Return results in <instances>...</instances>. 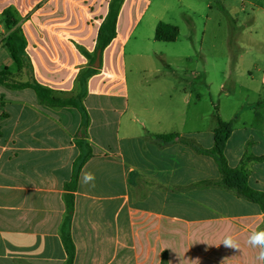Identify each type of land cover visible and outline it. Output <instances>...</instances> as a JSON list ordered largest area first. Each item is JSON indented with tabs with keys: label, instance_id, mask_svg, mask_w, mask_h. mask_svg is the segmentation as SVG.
Instances as JSON below:
<instances>
[{
	"label": "crops",
	"instance_id": "crops-1",
	"mask_svg": "<svg viewBox=\"0 0 264 264\" xmlns=\"http://www.w3.org/2000/svg\"><path fill=\"white\" fill-rule=\"evenodd\" d=\"M111 2L0 0V73L9 72L0 82V264H66L64 184L82 154L79 141L90 145L93 157L74 193L73 264H162L164 255L167 264H260L259 249L247 244L252 231L264 228L260 206L234 190L201 185L222 181L216 159L198 151L213 148L218 120L202 128L199 96L188 88L181 91V113L172 100L145 96L153 90L140 79L147 59L155 58L157 70L168 72V49L181 37L180 31L175 42H157L156 27L165 22L179 28L169 13L184 6L182 0H124L116 37L101 52L98 35ZM224 2L190 0L185 6L201 3L211 15L227 11ZM6 11L16 17L14 28L6 25ZM234 17L237 66L251 51L243 41L261 43L264 0H234ZM185 19L193 34V19ZM22 40L19 70L7 44ZM262 58L256 101L264 94ZM89 69L94 73L82 87L78 77ZM25 83L60 99L82 95L85 114L46 106L34 90L14 87ZM256 101L248 122L237 126L239 116L230 120L234 128L225 156L230 167L248 173L253 189L264 192V115L259 119ZM176 121L181 127L174 130ZM173 133L179 135L175 141L158 138ZM86 173L94 174L93 184L83 182ZM228 234L240 250L223 245Z\"/></svg>",
	"mask_w": 264,
	"mask_h": 264
},
{
	"label": "rangeland",
	"instance_id": "rangeland-1",
	"mask_svg": "<svg viewBox=\"0 0 264 264\" xmlns=\"http://www.w3.org/2000/svg\"><path fill=\"white\" fill-rule=\"evenodd\" d=\"M189 1L182 0L184 6L175 5L169 13L170 18L179 24L181 31L180 43L175 49H168L172 56L169 71L162 68L157 70L159 66L155 58L147 59L146 65L143 66L140 79L147 86L153 87V90H146L145 96L148 99L172 100L176 113H181L184 110L182 101L185 99L181 91L188 88L199 96L198 112L203 129L217 121L215 106L219 107L222 120L230 121L233 117L239 116L237 126H241L243 121L248 122L252 119L250 106L251 102L256 101V91L261 79V73L257 72V68L261 67L263 62L264 34L259 33L257 36L261 41L258 45L243 41L251 51L236 66L240 47L236 41L238 33H234V28L236 29L234 21L237 20L234 17V0H227L228 5L224 2L227 11L219 9L221 11L211 15L203 9L201 3L193 9L188 8L185 5ZM238 5L237 2L236 6ZM186 16L191 17L195 23L193 34L189 22L185 19ZM251 37L256 38V35L253 34L247 39ZM136 76V73L129 75L132 85ZM132 98H137L135 92ZM257 101L256 104L260 102L257 107L260 119L264 115V94ZM173 126L174 130H177L181 123L176 121ZM190 141L196 142L193 139L183 142L188 144Z\"/></svg>",
	"mask_w": 264,
	"mask_h": 264
},
{
	"label": "trees",
	"instance_id": "trees-1",
	"mask_svg": "<svg viewBox=\"0 0 264 264\" xmlns=\"http://www.w3.org/2000/svg\"><path fill=\"white\" fill-rule=\"evenodd\" d=\"M123 2L124 0H112L110 4L109 13L104 20L98 35L97 49L101 52H103L105 48L116 37L117 21ZM222 10L226 11L225 9ZM4 15L6 17L7 27L9 29L14 28L18 23L14 14L10 11H6ZM236 32L237 30L234 28V33ZM179 35L180 30L178 27L165 22H160L156 27L155 40L157 42H175ZM7 47L11 52L14 61L18 65L19 70H22L24 67L23 53L25 49V42L22 40L18 44L8 43ZM93 73L94 71L92 69H89L80 74V76L78 77V82L82 87L86 85L88 78ZM7 74H9V72L7 71L0 73V82L2 77ZM14 87L30 88L34 90L40 101L46 106L74 107L81 113L85 114V109L80 103L82 95L72 99H60L53 97L48 89H45L38 84L25 83L14 85ZM215 109L217 111L218 125L214 130V146L210 150L198 151L201 154L212 156L216 159L222 175V181H205L202 182L201 185L206 187L222 186L229 190H234L238 196L259 205L264 213V192L255 190L249 185V175L244 169L232 168L228 164L227 158L225 156V149L227 146V142L233 132L234 124L233 121H223L219 116L218 107L216 106ZM87 123L88 120H86V124ZM178 137L179 135L176 133L158 136L159 139L165 142L175 141ZM183 141L185 142L187 141V139ZM78 144L80 149L82 150V154L74 163L71 180L64 184V189L66 191L65 199L67 204V212L62 226V239L68 256L66 264L74 263L76 253L75 244L71 235V223L74 216V193L77 190L79 176L82 168L93 157V153L89 144L85 143L84 141H79ZM186 145L197 147L196 143L193 141H190V143L188 144L186 143ZM162 264H167V257L165 255L163 256Z\"/></svg>",
	"mask_w": 264,
	"mask_h": 264
},
{
	"label": "clouds",
	"instance_id": "clouds-1",
	"mask_svg": "<svg viewBox=\"0 0 264 264\" xmlns=\"http://www.w3.org/2000/svg\"><path fill=\"white\" fill-rule=\"evenodd\" d=\"M94 180L95 176L93 173H86L84 175V183L93 184ZM222 243L226 248L233 250H240L241 247L238 239L231 234L226 235ZM247 244L253 248L259 249L256 259L260 264H264V229L252 231L248 237Z\"/></svg>",
	"mask_w": 264,
	"mask_h": 264
},
{
	"label": "water",
	"instance_id": "water-1",
	"mask_svg": "<svg viewBox=\"0 0 264 264\" xmlns=\"http://www.w3.org/2000/svg\"><path fill=\"white\" fill-rule=\"evenodd\" d=\"M98 61H99V58H98Z\"/></svg>",
	"mask_w": 264,
	"mask_h": 264
}]
</instances>
